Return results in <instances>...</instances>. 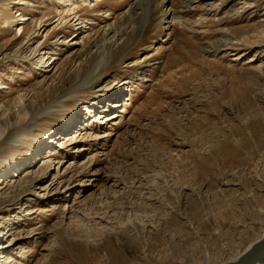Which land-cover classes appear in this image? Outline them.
<instances>
[{
	"label": "rangeland",
	"instance_id": "374dc122",
	"mask_svg": "<svg viewBox=\"0 0 264 264\" xmlns=\"http://www.w3.org/2000/svg\"><path fill=\"white\" fill-rule=\"evenodd\" d=\"M24 1L0 0V264H221L264 236V0Z\"/></svg>",
	"mask_w": 264,
	"mask_h": 264
},
{
	"label": "bare ground",
	"instance_id": "6f19581e",
	"mask_svg": "<svg viewBox=\"0 0 264 264\" xmlns=\"http://www.w3.org/2000/svg\"><path fill=\"white\" fill-rule=\"evenodd\" d=\"M64 1V0H63ZM144 2H146V0H143ZM26 1H24V0H16V3H18V4H24ZM65 2V1H64ZM77 5V4H76ZM75 12V11H74ZM69 15V17H72V13H69V14H66V16L65 17H67ZM64 17V16H63ZM64 17V18H65ZM29 17H23V20L25 21V19H28ZM74 18H76V15L72 18V19H74ZM77 20H79V18L78 19H76V21ZM173 20H174V17L173 16H171V18H170V20L168 21V23H173ZM26 33V29L24 28L23 30H22V35H24ZM115 34H117L116 33V31L115 30H113L112 29V27H110V26H108L107 28H106V30H105V33H104V39H108V37L109 36H111V35H113V36H115ZM21 35V36H22ZM86 41H84V40H81V41H75L74 43H78V44H83V43H85ZM108 43V42H107ZM111 43V42H110ZM76 44H75V46H76ZM143 66V65H142ZM127 82H129V81H114L112 84H110L108 87H106V88H108L109 90H112V89H114L115 88V86L116 85H118V84H122V85H124V84H126ZM122 88V87H121ZM124 88V87H123ZM105 88H101L100 90H104ZM110 92V91H109ZM110 103V105H112V107L113 108H115L116 107V105H119L118 104V101H116V102H114V103H111V102H109ZM107 104V103H106ZM97 105V104H96ZM117 107H119V106H117ZM88 110H90V111H92L91 110V108L89 107L88 108ZM116 113V112H115ZM113 114V115H111V116H101L102 118H104V119H106V121H111V120H113L114 118H117L116 116H118L117 114ZM75 116H77V113L75 114ZM79 116V115H78ZM94 116H96V115H94ZM94 116H90V117H94ZM100 117V116H99ZM107 123V122H106ZM30 128V129H32V128H34V125H33V123L32 122H30L28 125H27V128ZM52 134V133H51ZM50 134V135H51ZM50 138H53V135H51L50 136ZM65 140L66 141H64L65 143L67 142V141H70V140H72V139H70L69 137H65ZM51 142L53 143L54 142V139H52L51 140ZM65 143H62V144H60L61 146H63ZM11 168H14V166H11V167H5L0 173V175H1V177L2 176H8L9 174V171H10V169ZM8 174V175H7ZM28 174V173H27ZM26 174V175H27ZM10 231V230H9ZM8 231V232H9ZM8 232H6L5 233V231H4V229H2V231H0V252L2 251V250H4V248H8V247H11V245H3L1 242H3L4 240V237H5V235L8 233ZM255 264H264V258L263 259H261L260 261H258V262H256Z\"/></svg>",
	"mask_w": 264,
	"mask_h": 264
},
{
	"label": "water",
	"instance_id": "95a60500",
	"mask_svg": "<svg viewBox=\"0 0 264 264\" xmlns=\"http://www.w3.org/2000/svg\"><path fill=\"white\" fill-rule=\"evenodd\" d=\"M264 258V236L255 241L237 259L226 261L221 264H255Z\"/></svg>",
	"mask_w": 264,
	"mask_h": 264
}]
</instances>
